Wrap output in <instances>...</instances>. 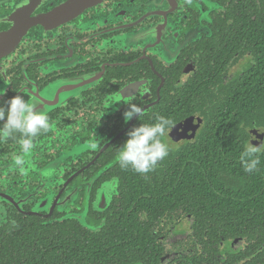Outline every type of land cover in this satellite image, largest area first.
Wrapping results in <instances>:
<instances>
[{
	"label": "flooded vegetation",
	"instance_id": "1",
	"mask_svg": "<svg viewBox=\"0 0 264 264\" xmlns=\"http://www.w3.org/2000/svg\"><path fill=\"white\" fill-rule=\"evenodd\" d=\"M263 12L264 0H0V41H19L0 52V106L23 96L51 125L23 170L13 162L20 134L0 139V264H14L31 239L54 253L77 234L127 236L118 264H264L263 248L247 255L242 237H209V246L200 204L163 198L155 213L137 208V173L117 161L129 131L170 118L169 155L138 174L167 178L173 157L226 114L224 99L256 59L249 17ZM131 104L143 112L125 121ZM245 129L264 145V130ZM127 219L133 230L114 229ZM139 236L147 256L134 260Z\"/></svg>",
	"mask_w": 264,
	"mask_h": 264
},
{
	"label": "trees",
	"instance_id": "2",
	"mask_svg": "<svg viewBox=\"0 0 264 264\" xmlns=\"http://www.w3.org/2000/svg\"><path fill=\"white\" fill-rule=\"evenodd\" d=\"M247 30L256 59L224 99L226 114L217 121H207L199 140L186 145L173 157L167 178L154 177L152 184L137 173L131 184L136 200L133 203L150 213L160 210L163 198L168 206L173 200L183 201L184 206L189 202L200 204L203 240L211 246L209 237L216 243L228 237H242L248 241L247 255H251L257 247L264 250V151L258 153L260 163L252 173L244 171L240 154L251 138L245 127L264 130V12L255 20L249 17ZM142 198L147 200L142 201ZM131 207L127 201L126 214ZM130 224L127 219L114 229L133 230ZM103 239L102 243L98 236L77 234L71 239V249L67 250V240L62 237L55 242L54 253H44L35 245V239H31L14 264H118L124 261L117 256L124 253L121 249L125 246L123 241H129L127 236L107 235ZM138 240L140 243L136 246L142 251L134 260H143L147 256L143 251L147 239L139 236ZM232 258L238 260L237 256Z\"/></svg>",
	"mask_w": 264,
	"mask_h": 264
},
{
	"label": "clouds",
	"instance_id": "3",
	"mask_svg": "<svg viewBox=\"0 0 264 264\" xmlns=\"http://www.w3.org/2000/svg\"><path fill=\"white\" fill-rule=\"evenodd\" d=\"M6 107L0 106V139L15 138L19 133V144L22 155L13 157L14 165L23 170L25 164L24 156L30 153L34 147V138L41 133H47L51 127L47 112L35 102L26 100L23 96L17 95L7 100ZM143 109L136 104L128 106L124 112V120L131 121L134 117L140 116ZM175 127L174 121L164 116H157L156 122L141 124L134 127L127 133V140L120 147L117 161L121 168H131L134 172L146 175L154 171L158 163L169 155V145L164 142L167 134ZM96 144L91 145L96 148ZM264 151V145L253 146L248 142L245 150L240 154V161L246 173L257 170L260 163L259 155Z\"/></svg>",
	"mask_w": 264,
	"mask_h": 264
},
{
	"label": "water",
	"instance_id": "4",
	"mask_svg": "<svg viewBox=\"0 0 264 264\" xmlns=\"http://www.w3.org/2000/svg\"><path fill=\"white\" fill-rule=\"evenodd\" d=\"M11 35V34H10ZM0 37H2V35H0ZM9 42L8 48L6 49L4 55L8 52H11L13 48H15V45L19 42V41H0V52L3 50H5V47H7V43Z\"/></svg>",
	"mask_w": 264,
	"mask_h": 264
}]
</instances>
